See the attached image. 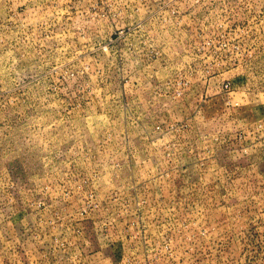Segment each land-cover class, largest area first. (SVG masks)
Listing matches in <instances>:
<instances>
[{
    "label": "rangeland",
    "instance_id": "obj_1",
    "mask_svg": "<svg viewBox=\"0 0 264 264\" xmlns=\"http://www.w3.org/2000/svg\"><path fill=\"white\" fill-rule=\"evenodd\" d=\"M53 235L264 264V0H0V264H70Z\"/></svg>",
    "mask_w": 264,
    "mask_h": 264
},
{
    "label": "built area",
    "instance_id": "obj_2",
    "mask_svg": "<svg viewBox=\"0 0 264 264\" xmlns=\"http://www.w3.org/2000/svg\"><path fill=\"white\" fill-rule=\"evenodd\" d=\"M169 1H171V0H168V2ZM222 88H223V90L225 92L232 93V91H233V89L235 87L234 86H231L230 82H226V83H223ZM227 103L232 108H237V107L240 106V101L238 99H229L227 101ZM77 225L78 224H75L72 227V232L75 235L81 234V228L78 227ZM143 230L144 229L138 230V231L141 232ZM152 240H155V238H152ZM167 241H168V239H167ZM44 242L46 244H49V246H52L53 252L56 251V250H58L59 252H61L63 254H68V256H66V257L70 261V264L78 263L80 261V259H81V257L78 255L77 250H76V247H75V245L77 243H75V241L72 240V239H61L57 235H53L52 237H50L49 240H46ZM47 256H49V253L48 252L41 253L36 259H33L32 264H44V259Z\"/></svg>",
    "mask_w": 264,
    "mask_h": 264
}]
</instances>
